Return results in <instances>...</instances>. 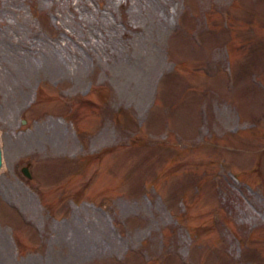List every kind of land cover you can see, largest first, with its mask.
<instances>
[{
  "label": "rangeland",
  "instance_id": "rangeland-1",
  "mask_svg": "<svg viewBox=\"0 0 264 264\" xmlns=\"http://www.w3.org/2000/svg\"><path fill=\"white\" fill-rule=\"evenodd\" d=\"M0 144V264H264V0H0Z\"/></svg>",
  "mask_w": 264,
  "mask_h": 264
},
{
  "label": "water",
  "instance_id": "water-1",
  "mask_svg": "<svg viewBox=\"0 0 264 264\" xmlns=\"http://www.w3.org/2000/svg\"><path fill=\"white\" fill-rule=\"evenodd\" d=\"M1 161H2V151H1V144H0V164H1ZM22 169H23V171H24L26 174L30 175L31 172H30V170H29L28 163L23 164V165H22Z\"/></svg>",
  "mask_w": 264,
  "mask_h": 264
}]
</instances>
